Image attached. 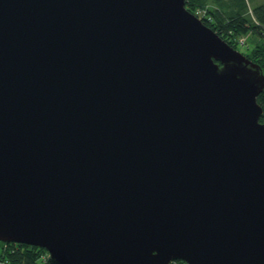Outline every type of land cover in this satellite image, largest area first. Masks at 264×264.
Wrapping results in <instances>:
<instances>
[{
	"label": "water",
	"instance_id": "95a60500",
	"mask_svg": "<svg viewBox=\"0 0 264 264\" xmlns=\"http://www.w3.org/2000/svg\"><path fill=\"white\" fill-rule=\"evenodd\" d=\"M185 3L0 0V241L264 264V72Z\"/></svg>",
	"mask_w": 264,
	"mask_h": 264
},
{
	"label": "trees",
	"instance_id": "16d2710c",
	"mask_svg": "<svg viewBox=\"0 0 264 264\" xmlns=\"http://www.w3.org/2000/svg\"><path fill=\"white\" fill-rule=\"evenodd\" d=\"M188 10L196 13L202 21L215 30L229 44L239 49L246 44L250 32L258 33L260 38L250 53H245L261 66L264 72V0H185ZM263 107L260 121L264 122V89L257 97ZM1 242V241H0ZM46 248L25 243L9 242L0 246V261L9 264H46L42 253ZM51 264H60L50 257Z\"/></svg>",
	"mask_w": 264,
	"mask_h": 264
},
{
	"label": "rangeland",
	"instance_id": "374dc122",
	"mask_svg": "<svg viewBox=\"0 0 264 264\" xmlns=\"http://www.w3.org/2000/svg\"><path fill=\"white\" fill-rule=\"evenodd\" d=\"M260 38L259 34L256 32H250L248 33V35L246 36V44H241V46H239V50H241L242 52H246V53H250L252 48L255 46V42ZM9 242H5V241H1L0 242V246H7ZM30 245V244H29ZM46 264H51V262L49 260L46 261Z\"/></svg>",
	"mask_w": 264,
	"mask_h": 264
},
{
	"label": "built area",
	"instance_id": "2783aa9c",
	"mask_svg": "<svg viewBox=\"0 0 264 264\" xmlns=\"http://www.w3.org/2000/svg\"><path fill=\"white\" fill-rule=\"evenodd\" d=\"M50 257H51V254H50L49 252H47V253H42V259H43L44 261L49 260ZM0 264H9V262H7V261H0ZM170 264H187V263H186L185 261H183V260H179V259H177V260H172V261L170 262Z\"/></svg>",
	"mask_w": 264,
	"mask_h": 264
},
{
	"label": "clouds",
	"instance_id": "9594fccd",
	"mask_svg": "<svg viewBox=\"0 0 264 264\" xmlns=\"http://www.w3.org/2000/svg\"><path fill=\"white\" fill-rule=\"evenodd\" d=\"M196 14V13H195ZM199 17V16H198ZM200 18V17H199Z\"/></svg>",
	"mask_w": 264,
	"mask_h": 264
}]
</instances>
